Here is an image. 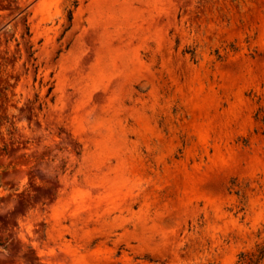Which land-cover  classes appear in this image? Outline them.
I'll return each mask as SVG.
<instances>
[{
	"label": "rangeland",
	"instance_id": "obj_1",
	"mask_svg": "<svg viewBox=\"0 0 264 264\" xmlns=\"http://www.w3.org/2000/svg\"><path fill=\"white\" fill-rule=\"evenodd\" d=\"M262 244L264 0H0V264Z\"/></svg>",
	"mask_w": 264,
	"mask_h": 264
},
{
	"label": "trees",
	"instance_id": "obj_2",
	"mask_svg": "<svg viewBox=\"0 0 264 264\" xmlns=\"http://www.w3.org/2000/svg\"><path fill=\"white\" fill-rule=\"evenodd\" d=\"M263 260H264V244L260 245L257 248L256 253L248 254L243 252L239 256L240 264H261Z\"/></svg>",
	"mask_w": 264,
	"mask_h": 264
}]
</instances>
